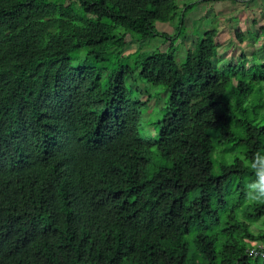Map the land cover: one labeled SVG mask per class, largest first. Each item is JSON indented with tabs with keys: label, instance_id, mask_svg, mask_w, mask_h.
Listing matches in <instances>:
<instances>
[{
	"label": "trees",
	"instance_id": "1",
	"mask_svg": "<svg viewBox=\"0 0 264 264\" xmlns=\"http://www.w3.org/2000/svg\"><path fill=\"white\" fill-rule=\"evenodd\" d=\"M192 5L0 0V264H264L248 254L264 243L252 229L264 199L248 194L264 52L217 67L211 28L189 35L180 66L154 24L177 19L184 43ZM155 36L168 49L123 55ZM134 72L169 94L154 139L139 132L148 101L130 95Z\"/></svg>",
	"mask_w": 264,
	"mask_h": 264
},
{
	"label": "rangeland",
	"instance_id": "2",
	"mask_svg": "<svg viewBox=\"0 0 264 264\" xmlns=\"http://www.w3.org/2000/svg\"><path fill=\"white\" fill-rule=\"evenodd\" d=\"M177 0L178 4L182 6L185 3H192V7L185 14V24L184 27H181L182 34L188 33L198 37L201 36L204 31L215 28L217 32V36L215 37V41L219 43V57L215 59L214 63L217 67H224L231 59H235V61H240V53L245 52L249 54L251 50L254 49L255 53L261 57L263 44L260 46L253 42L251 45V41L245 39V42L239 43V41L235 38V31H243L245 36L248 38H252L255 40L258 26L255 25L252 21L253 19H258L259 22L264 21V15L259 14L261 7L259 6V2L261 3L263 0L255 1H244V4L241 2L233 3L232 0ZM155 28L160 32H167L169 36L173 37L175 52L174 55L176 57L177 63L181 66L185 57V49L191 44V37L189 39H185L184 43L181 42L179 36L175 37L176 28L178 25V21H157L155 22ZM250 30H255L250 34ZM263 36V35H262ZM151 45H145V42H137L132 40L129 45L125 47L123 50V55L129 52H132L138 46L141 47L142 50L151 52L152 49L156 47L159 50H166L169 46V41H164L162 36H155L151 38ZM134 54H132V59H134ZM246 61L250 62V58L248 57ZM247 62L246 66L249 65ZM264 64V62H263ZM235 67V66H234ZM233 67V68H234ZM264 73V68L262 71ZM252 76V74H249ZM264 77V75H261ZM248 78V77H247ZM245 77V79H247ZM126 85L130 90V95L132 99L148 101L143 106L142 116L139 120L138 128L142 137L146 138H156L158 127L154 124L158 119H160L165 112V103L169 96L168 92L162 85H152L150 83L144 82L136 76V72L129 76L126 80ZM264 86V83H263ZM261 85H254L249 92L251 97L250 99H258L260 96V88ZM259 88V90H258ZM264 122V120H263ZM215 170L217 169V161L214 160ZM150 166V165H149ZM252 229L257 231L264 229V225L262 221H258L255 224H252ZM195 234V229L191 228L189 233L187 234V238L191 239ZM194 246H189V254L194 251Z\"/></svg>",
	"mask_w": 264,
	"mask_h": 264
},
{
	"label": "clouds",
	"instance_id": "3",
	"mask_svg": "<svg viewBox=\"0 0 264 264\" xmlns=\"http://www.w3.org/2000/svg\"><path fill=\"white\" fill-rule=\"evenodd\" d=\"M250 166L256 170L257 179L248 185L249 197L264 199V153L258 152Z\"/></svg>",
	"mask_w": 264,
	"mask_h": 264
},
{
	"label": "crops",
	"instance_id": "4",
	"mask_svg": "<svg viewBox=\"0 0 264 264\" xmlns=\"http://www.w3.org/2000/svg\"><path fill=\"white\" fill-rule=\"evenodd\" d=\"M232 1H233V3H236L237 1L238 2H241L240 3V5H241V4H244L245 3L244 1H246V0H232ZM249 1H255V2H257V0H249ZM212 3H214L213 0H212ZM259 6H262L259 14L264 15V0L261 3L259 2ZM252 22L255 25L258 26V31H257V35H256L255 40H252V38H248V36H245L246 33L244 34V32L240 30L244 34V37H242V42L241 43L243 44L245 42V39H246L249 42L251 41V45L253 44V42H255V43H257L260 46L261 44L264 43V29H261V27H264V21L263 22H259L258 19L257 20L256 19H253ZM252 32H255V30H250V34ZM235 38H236V36H235ZM186 39L187 40L189 39V36L188 35H187Z\"/></svg>",
	"mask_w": 264,
	"mask_h": 264
},
{
	"label": "built area",
	"instance_id": "5",
	"mask_svg": "<svg viewBox=\"0 0 264 264\" xmlns=\"http://www.w3.org/2000/svg\"><path fill=\"white\" fill-rule=\"evenodd\" d=\"M249 255H261L264 257V243L258 244L256 248H251L248 251Z\"/></svg>",
	"mask_w": 264,
	"mask_h": 264
}]
</instances>
